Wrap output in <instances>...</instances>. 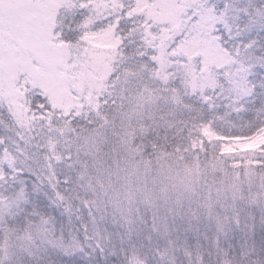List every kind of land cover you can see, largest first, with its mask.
I'll list each match as a JSON object with an SVG mask.
<instances>
[{"label":"snow or ice","instance_id":"6c2138e0","mask_svg":"<svg viewBox=\"0 0 264 264\" xmlns=\"http://www.w3.org/2000/svg\"><path fill=\"white\" fill-rule=\"evenodd\" d=\"M0 264H264V0H0Z\"/></svg>","mask_w":264,"mask_h":264}]
</instances>
